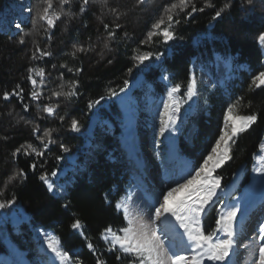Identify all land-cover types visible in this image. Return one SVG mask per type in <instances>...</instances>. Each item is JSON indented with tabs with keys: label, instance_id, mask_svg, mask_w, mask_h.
<instances>
[{
	"label": "trees",
	"instance_id": "trees-1",
	"mask_svg": "<svg viewBox=\"0 0 264 264\" xmlns=\"http://www.w3.org/2000/svg\"><path fill=\"white\" fill-rule=\"evenodd\" d=\"M15 1L0 0V10ZM52 3L50 12L61 13L55 27L49 28L46 21L38 18L45 0H28L29 11L20 27L0 31V202L14 199L12 205L0 208V254L8 251L7 238L14 242L18 237L3 220L2 212L8 214L19 206L32 223L52 230L72 261L97 264L99 259L103 264H132L134 257L110 249L102 233L108 227L116 230L124 226L115 204L135 176L136 168L127 156H108L110 150L119 147L108 134H101L95 146H85L84 133L91 119L89 103L124 88L137 67L134 57L144 52L158 54L170 47L171 53L163 64L171 73L172 84L182 86L181 93L191 78L193 61L207 66L215 54L232 58L233 66L242 68L235 78L215 86L204 96L200 108L187 117L178 136L177 153L189 158L197 168L218 138L229 105H235L233 115H257V122L234 140L231 159L215 172L222 187H226L244 166L246 172L240 183L243 187L249 182L251 165L264 136V86L252 83L253 77L264 71V46L258 40L264 32V0H252L251 6L247 0H210L214 7H204L205 0H190L187 9L175 8L171 12L169 9L179 0ZM225 3L231 7L213 20L215 11ZM192 4L204 10L188 16ZM169 14L179 21L171 26L176 38L167 43L162 36L154 35L149 40L153 25L164 19L161 27H166ZM41 52L50 55L42 56ZM29 69L34 70L35 87L28 79ZM40 69L44 70L43 78L36 75ZM158 75V71L145 73L146 79L160 89ZM73 81L77 82L75 89ZM17 85L23 89L20 96L4 99V92L20 90ZM73 90L75 95H53ZM33 91L39 93L38 98L32 97ZM46 107H54V113L45 112ZM73 119L79 122L78 131L70 128ZM191 127L194 131L188 140L185 133ZM29 145L44 154L36 155ZM18 148L21 151L13 155ZM68 156H76L82 168L67 173L70 184L66 193L56 195L40 177L50 176ZM21 170L23 175H16ZM218 206L213 203L202 218L205 234L216 229ZM76 220L81 222L80 232L71 227ZM20 231L27 233L26 226L21 225ZM88 243L93 244L92 249Z\"/></svg>",
	"mask_w": 264,
	"mask_h": 264
},
{
	"label": "rangeland",
	"instance_id": "rangeland-1",
	"mask_svg": "<svg viewBox=\"0 0 264 264\" xmlns=\"http://www.w3.org/2000/svg\"><path fill=\"white\" fill-rule=\"evenodd\" d=\"M28 7V0H17L3 7L0 10V31L16 30L21 19L26 17ZM23 14L26 15L21 18ZM170 53V47H166L163 53L153 54L150 60L137 65L131 80L122 88L123 91L120 89L115 94L97 100L98 103H93L90 107L89 128L84 133L87 147L98 144L101 134H108L113 139L112 142L119 144V147L108 152V156H127L135 166L136 174L129 179L125 185V193L117 202L127 204L134 217H143L145 220L149 218L150 208L159 194L166 191L168 186H174V182L179 177L186 178L187 173L195 170L189 158L179 156L177 153L178 136L187 117L200 108L204 96L215 86H223L227 81L235 78L237 71L242 68L233 66L232 58L220 54H215L213 61L208 62L207 66L195 64L193 61L191 77L195 76L197 81L196 95L188 100L185 95L186 91L175 94L173 98L180 104V111L176 114V123L161 134L160 113L163 111V102L168 99V92L174 86L170 80L171 73L163 64L164 59ZM156 71L159 72L156 82L160 85V89L155 87L153 81H148L145 77V73L152 75ZM127 93H130L132 100H127ZM133 129L135 135L132 134ZM193 131L194 127L186 131V139H191ZM93 140L96 143H93ZM232 144L233 142L230 150ZM261 145H264V137L254 156L249 182L243 187L240 186L246 172L244 166L240 167L226 187L221 185L217 189L216 196L205 210L206 213L213 203H218L220 216L228 208L236 207L238 209L236 225L244 213L256 203L248 221L249 236L246 239L237 236V260L241 264H258V250L264 243V240L259 237V226L264 224V196L261 197V201L257 200L264 191V172L257 171V169L264 168V149ZM125 146L130 147L129 151H126ZM81 168L82 165L77 163L76 156H68L54 171L56 175L51 174L46 181L44 180L45 184L47 187L49 184L53 185L52 193L63 195L70 184L67 173L76 172ZM145 194L152 195L153 202L152 198L146 200ZM125 197H130V199H125ZM143 200L148 201L147 204H144ZM2 218L13 227L18 237L14 242L9 238L6 239L8 251L0 254V264H60V261L47 248L48 238L56 237L52 230L32 223L30 216L19 206L13 208L8 214L2 212ZM21 225L26 226L27 233L20 231ZM75 230L81 231V229ZM217 235L226 238L222 232H218ZM102 239L110 246V242L103 236ZM248 242L251 245V253H249L250 249L247 250L245 247ZM60 247L65 251L61 243ZM212 262L216 264V261L205 259L204 264ZM71 264H76V262L71 260Z\"/></svg>",
	"mask_w": 264,
	"mask_h": 264
},
{
	"label": "snow or ice",
	"instance_id": "snow-or-ice-1",
	"mask_svg": "<svg viewBox=\"0 0 264 264\" xmlns=\"http://www.w3.org/2000/svg\"><path fill=\"white\" fill-rule=\"evenodd\" d=\"M61 3L66 4L68 0H61ZM88 3L89 0H83V5ZM247 3L251 6L252 0H247ZM45 4L46 6L43 8L42 13L37 15L39 19L46 21L49 28H53L55 27V22L60 19L61 13L50 12L53 9L52 0H45ZM189 4L190 0H179L178 4L171 6L169 12L175 8L183 11L189 7ZM83 5L81 11H84ZM204 7H214V5L210 3V0H205ZM230 7L229 3H225L219 10L215 11L212 19L215 20L221 17L225 10ZM203 10L204 8H197L192 4L191 11L187 15L191 16L193 13ZM167 21V26L163 28L161 26L165 24L164 19L153 25V31L149 33V40L154 35L162 36L164 42L176 38L171 26L173 23H179V21H174L171 14L167 16ZM19 27L20 25H17V28ZM109 35L111 36L112 33H109ZM258 40L261 45H264V32L259 34ZM20 43H23V40ZM141 43H144V41ZM79 50L83 51V49ZM41 55L48 56L50 53L41 52ZM152 57L153 53L144 52L135 56L134 59L139 65ZM33 71V69H29L28 79L35 87L37 81L32 76ZM131 71L132 69H129V72ZM36 75L43 78L44 70L40 69L36 72ZM76 83V81L72 82L73 89H75ZM252 83L256 87L264 86V71L254 76ZM181 87L180 84L173 86L167 94L168 99L163 102V111L160 113L161 134L176 123V114L180 111V104L173 97L180 92ZM17 89L20 90L13 89L12 93L4 92V99L7 100L10 95L20 96L23 89L19 85H17ZM196 89L197 81L195 76H192L186 85L185 95L188 100H191L196 95ZM31 95L33 98L39 97V93L36 91H33ZM53 95H75V91L67 93L54 92ZM93 103H98V101L90 102L89 107H92ZM27 107L25 105V110H27ZM234 107L235 105L228 106L224 115L223 128L215 143L211 145L207 155L203 157V162L199 167L195 168L194 172L187 173L186 178L184 176L179 177L174 182V186H168L166 191H162L159 194L158 198L153 202L147 220L143 217H134L127 204L117 202L116 207L121 210L124 226L116 230L108 227L102 233L103 238L110 242V249H118L124 253L131 254L134 257L132 264H204L205 259L209 261H224L228 258L235 243L234 224L238 209L230 207L224 211L216 220V229L208 234H205L202 218L206 207L213 201L217 194V189L221 186V178L214 175V173L226 160L231 159L230 145L234 142V138L250 129L258 119L255 114L233 115ZM44 111L53 114L54 107H46ZM70 128L73 131H78L79 122L73 119ZM33 131L35 132L37 129H33ZM46 135L50 136V132L46 133ZM49 142L51 141L49 140ZM28 147L32 148L31 145ZM44 147L46 148L47 144H44ZM61 147L63 148V145ZM261 148L264 149V145H261ZM20 151L21 149H16L13 155ZM32 152L38 156L44 154L42 151L38 152L35 148H32ZM31 167L34 169L36 165L33 164ZM257 171L264 172V168L257 169ZM16 175L22 176L23 170ZM52 175H56V173L53 172ZM14 178L11 177L10 179ZM40 178L41 180H47L46 175H42ZM48 190L53 191L52 184L48 185ZM125 199H130V197H125ZM13 203L14 199L0 202V208H5ZM71 227L73 229H81L82 225L79 220H76ZM177 229H182L183 231L178 232ZM218 232L224 233L226 238L218 236ZM259 237L264 240V224L259 226ZM87 246L89 249L93 248L92 243H88ZM47 248L60 261V264H71L69 253L61 249L58 238H48ZM258 251V264H264V243L260 245ZM76 264H81V262L77 260ZM97 264H103V262L98 259Z\"/></svg>",
	"mask_w": 264,
	"mask_h": 264
},
{
	"label": "bare ground",
	"instance_id": "bare-ground-1",
	"mask_svg": "<svg viewBox=\"0 0 264 264\" xmlns=\"http://www.w3.org/2000/svg\"><path fill=\"white\" fill-rule=\"evenodd\" d=\"M25 15L26 14H23L22 16H21V18H24L25 17ZM127 100H132V97L130 96V93H127ZM132 134L133 135H135V133H134V129L132 130ZM264 137V136H263ZM134 146H135V141H134ZM126 147V151L128 150L129 151V149L128 148H130V147H127V146H125ZM124 147V148H125ZM134 150V149H133ZM262 196H264V191L260 194V196L258 197V199L257 200H259V201H261L260 199H261V197ZM145 198H146V200H148V199H151L152 198V202H153V200H154V197L152 196V195H150V194H145ZM256 200V201H257ZM255 201V202H256ZM147 202L148 201H145V200H143V203L144 204H147ZM133 206V205H132ZM149 206V208H150V205H148ZM256 207V203H254L251 207H250V209H248L245 213H244V215L242 216V218H241V220L238 222V223H236V225H235V237H234V239H235V243H234V245H233V248H232V250L230 251V254H229V258H227L226 260H225V264H241V263H239L238 262V260H237V252H238V249H237V240H238V238H237V236H242V238H244V239H246V237L247 236H249V234H248V221H249V219H250V216H251V212H252V209L253 208H255ZM151 209V208H150ZM177 231L178 232H182L183 230L182 229H177ZM250 243L248 242V243H246L245 244V247H246V249L247 250H249L250 249ZM44 249V248H43ZM43 252H45V250H43ZM249 253H251V249H250V252ZM217 262V264H222V262L223 261H216Z\"/></svg>",
	"mask_w": 264,
	"mask_h": 264
},
{
	"label": "crops",
	"instance_id": "crops-1",
	"mask_svg": "<svg viewBox=\"0 0 264 264\" xmlns=\"http://www.w3.org/2000/svg\"><path fill=\"white\" fill-rule=\"evenodd\" d=\"M234 226H235V224H234ZM210 264H215V262H212ZM216 264H217V262H216ZM222 264H225V261H223Z\"/></svg>",
	"mask_w": 264,
	"mask_h": 264
}]
</instances>
